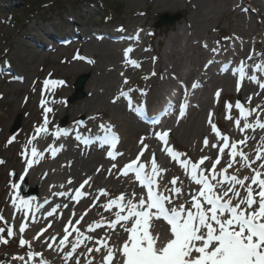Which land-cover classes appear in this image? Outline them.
Masks as SVG:
<instances>
[{
	"label": "rangeland",
	"instance_id": "374dc122",
	"mask_svg": "<svg viewBox=\"0 0 264 264\" xmlns=\"http://www.w3.org/2000/svg\"><path fill=\"white\" fill-rule=\"evenodd\" d=\"M57 2V7L50 8L44 16L41 15L44 12H40V15L20 16L16 21L13 20L12 14L16 13L18 8L0 9V20L2 19L0 21V160L4 161L0 164V214L7 219L9 225L13 226L16 233L8 244L0 243V264H26L27 262L26 253L29 248L27 245L23 248L19 247L17 229L28 211L25 210L23 214H18L16 210H11L8 213L11 205L9 197L14 196L15 191L24 187L29 190L35 189L24 176L25 160L37 159V157H29L31 148L37 145L35 143L37 138L27 148L25 145L28 139L35 135V127L43 123L44 114L40 105L42 98L46 101V106L52 109L47 114L53 127L48 129L49 133L57 132L54 127L61 124L63 120H66V124L75 121L81 113H75L70 107H82L86 101L93 98V93L98 94V101L92 102L88 108H93L92 110L96 115L91 116L89 110L84 112L85 118L95 117V119H90L94 123L91 129L103 124L110 125L108 127H111L116 133L120 132L121 130L118 129L108 114L97 113V111L101 112L103 108L113 110L114 93L106 94V91L100 87L105 77L110 74H114L116 80L119 81L115 92L126 89L129 85H135L139 92L143 90V94L138 93L135 98L138 107L136 108L137 115L144 113L146 109L151 110L154 106H160L165 98L172 99L173 102L185 103L187 107L182 119H175L174 115H171L162 126L151 129L144 126L143 119L133 117L134 114H130L125 109L123 102L117 103L120 106V111L122 110L127 116H132L133 122L139 123L143 126L141 127L142 130L147 131L141 133V136L146 138L145 143L149 145V153L146 151V159L144 154L141 160L143 161L144 158L146 162L152 153H155L157 163L166 169L171 164V159L160 151L161 142L152 135L154 132L170 130L169 144L176 149L183 150L187 157L192 160H198L201 155H210L214 159L217 154V149H206L209 152L203 153L200 151L205 136L209 137L210 143L215 142L214 134L211 133L210 126L206 123L210 111L213 113V122L223 134H227L235 140L249 134L248 132L241 134L234 127V119L238 117L236 115L238 110L234 107L231 110L233 120L225 119V102L227 101L234 106L239 100L246 105V99L252 95L253 90L251 89L247 95L241 96L239 99L238 94L241 93L242 89L240 88V91L237 92L234 87V75L223 74L225 70L220 72L218 63L229 60V62H233V65L238 61H245L250 65L256 62L264 64V0H166L164 4L159 0H57ZM9 5L12 4L9 3ZM238 5L239 7H237ZM109 13L112 16L105 17ZM164 14L168 16L179 14L180 19L172 25L162 24L160 27H155L159 16ZM16 15L18 16V13ZM136 26H139L138 33L141 31L143 34L140 39L138 38L139 42L136 41L137 49H133L129 56L131 54H134L135 57L138 56L137 62L140 67H130L123 62L124 56H121L117 67L110 69L112 66H107L105 57H103L104 53L100 49H106L108 44L119 45L118 51L126 49L124 48L127 45L124 44L125 41L118 42L115 38L125 40L123 36L125 32H132ZM95 33H100L101 39H98ZM178 36L180 37L179 42H177ZM103 44L105 47H102ZM205 44L207 48L204 47ZM213 48H218L219 51L213 53L211 51ZM77 52L87 59H74ZM250 52L261 53L262 55L256 56L254 60H246ZM154 57L155 60H153ZM87 60H92L94 63H88ZM209 60H212L213 63L208 64ZM175 61L180 64L178 73H174L170 69L175 65ZM129 68L132 69V72L137 69L138 75L135 78L132 77L134 73L130 72ZM259 72L263 73V70L259 69ZM121 73L124 75L121 76ZM153 73L155 75H152ZM80 75H87L88 77L87 84L85 83L82 90L84 96L73 103H69L67 98L73 93V82ZM145 77L147 78L145 79ZM227 77L229 81L225 84ZM46 79L50 81L62 80L65 83L63 85L49 84L45 86L44 81ZM125 79L129 81L128 84L123 83ZM95 80L98 82L97 86L94 85ZM191 80L193 83H198L199 87L195 89L188 87L186 93L181 92L178 88V82L182 81L187 85ZM247 84L249 83L245 85ZM140 85L145 86L147 91H144ZM218 89L221 90V94L217 102L214 93ZM89 94L90 96H88ZM262 108L264 109V104ZM59 111L62 112L59 113ZM254 114L250 116L255 121L256 115ZM18 116L21 117L20 129L15 134H11L10 127ZM193 118H197L205 125L203 136L197 132H186ZM254 121L252 122L254 123ZM13 137L15 139L9 144L8 141ZM139 140L133 145L134 152L129 153L127 143L124 139L123 141L120 139V147L117 153H123V155H117L116 160L107 157V147L103 146L101 151L83 148L79 150L77 142H73V146L69 147L65 143V139L39 147L38 152L44 155L49 145L52 147L63 145V149L55 156V162L58 166L52 167L48 175L51 176L49 178L50 185L47 188L48 206L54 207L57 204H61V206L65 204L63 203L64 199H62L64 196L52 195L53 192H65V188L68 196L67 203H69L70 196L74 195V188L67 183L68 177H70L68 175L70 168L65 160L70 161L74 159V156L79 158L82 153L84 156L90 152L99 154L101 161L97 169L99 168L100 171H92L87 177L79 179V185L88 177H91V183L82 189L89 195L83 197L78 204L73 201L78 206L77 213L79 214L73 218V223L92 203V197L97 195L98 189H109L107 191L112 196H118L123 191H114V189L121 183L119 180L124 177L118 175V169L122 168L128 161L135 159L140 150ZM262 140H264V133L255 143L248 142L246 147L243 146V150L250 158H253V147H260ZM193 146H198V153H194ZM22 151L26 152L25 156H21ZM52 158V155L47 153L39 159L38 166L34 165L27 171H42L43 168L53 163ZM226 161L227 157L225 156L222 162ZM113 163L121 165L119 168L117 166L115 170L112 169V173L109 174L107 170L111 168ZM174 164L177 166L178 173L175 176H181L187 181L184 173L181 174L179 165L175 162ZM232 171L229 169L230 173ZM243 175H251V173L247 169H242L241 176ZM22 176L23 179H21ZM172 176L174 175L167 174L165 181L170 180ZM129 181L131 185L133 174H129ZM13 183L17 186L15 190L11 187ZM53 185L55 187H50ZM60 185H64V187L61 188ZM69 189L73 191H68ZM134 190L137 194L139 193L133 187L129 190L130 196ZM37 195L30 198L35 201V204L40 205L43 197ZM107 199V197H101L97 203H105ZM18 207H21L19 202H17ZM45 209L46 207L43 209L38 207V212L35 214L37 222L42 213L45 215ZM64 209L61 207L54 214V218L59 215L60 219L59 230L54 235L58 239L63 235V225L71 216L70 212L66 213ZM14 211H16L15 219L12 218ZM114 211L115 209H113ZM8 214L10 218H7ZM101 216L106 219L114 218L112 214L108 215V212L102 208L94 207L88 212L81 224L76 225V227L86 232L87 224L94 220H100ZM24 222L29 225L32 221L31 218L29 220L26 218ZM0 227L6 226L0 222ZM42 227L45 225L36 226L28 232L29 234L24 235V238L31 242V250L34 252L42 253L41 245L44 246L45 250H48L44 241L48 240L50 235L39 239L41 241L39 247L36 245L39 243L36 242L38 240H33V237ZM117 227L119 229V226ZM163 228L166 231L165 227ZM153 231L156 232L155 228ZM86 234L92 235L96 239L111 235L109 243L113 245L118 242L122 243L127 236L122 230L111 233V230L106 227L97 229L94 233L86 232ZM0 235L7 238L6 231ZM167 235L168 231H166V235H161V238L165 239ZM70 239L74 240L75 234ZM49 242L51 241L49 240ZM55 247L54 244V249ZM88 247H95V240H86L74 256L80 257L81 264H87L86 258L92 259L93 264H101V253L89 254L87 252ZM54 249L49 250L53 254V258L65 263L64 252ZM67 250L70 249H65V251ZM18 256H25V260L10 259ZM44 259L48 264H52L50 258L45 257ZM69 261L68 264H75L74 259L70 263ZM28 264H39V258H35Z\"/></svg>",
	"mask_w": 264,
	"mask_h": 264
},
{
	"label": "snow or ice",
	"instance_id": "6c2138e0",
	"mask_svg": "<svg viewBox=\"0 0 264 264\" xmlns=\"http://www.w3.org/2000/svg\"><path fill=\"white\" fill-rule=\"evenodd\" d=\"M239 7V5L237 6ZM139 33L133 39H138ZM207 48V45H204ZM213 53L219 51L218 48L211 49ZM133 52L131 47L123 50L124 63L135 68H139L140 64L133 59H130L129 54ZM261 53H252L246 57V60H254ZM74 59H87L82 57L77 52ZM155 60V57L153 58ZM88 63H94L92 60H87ZM213 63L212 60L207 62ZM244 65V61L240 62ZM207 66V65H206ZM254 69L264 68V64H254ZM124 74L121 73V76ZM155 75V73H153ZM147 77H145L146 79ZM245 78L244 67H240L239 76L236 80L237 92L240 91L241 81ZM253 83H258V87L264 90V82L258 81L256 76L247 77ZM65 82L45 80V86L49 84L63 85ZM124 84L129 81L125 79ZM193 89L199 87L198 83L191 85ZM133 89L119 92L118 97H127ZM143 94V90H141ZM221 90L214 93L215 99L219 100ZM260 95V93H257ZM115 99L113 102H115ZM252 97L248 98L250 104ZM43 108V123L35 127L33 135L28 139L25 148L31 145L33 140L40 133H48L47 125L49 123L47 114L52 111L46 106V101L42 98L40 102ZM169 107L171 102H169ZM185 103L179 104L178 120L185 115ZM233 107L238 110L239 116L234 119V127L239 133L244 134L246 130L255 131L257 128L264 130V121L257 113L261 109V105L255 108H247L244 103L237 100L235 105L225 102L226 115L225 119L233 120L231 110ZM167 111V109H165ZM253 113H257L254 123L249 122L248 117ZM213 113H208L206 123L210 126V131L214 134L215 142H211L208 136L203 138V147L200 151L203 153L205 149H217V154L213 159L210 155H201L198 160L193 161L187 157L186 153H181L174 149L169 144L170 130L154 132L152 135L161 142L160 151L172 161L176 162L183 170L187 181L193 185L185 191V179L181 176H172L165 182V174L169 171L161 167L157 163L156 154L152 153L148 161H142L141 157L148 151L149 145L145 143V137L139 140L140 150L135 159L125 163L122 168L118 169L119 176L133 175L134 182H138L141 191L137 199V192L134 190L131 196L125 193H120L118 196H112L107 190L101 188L97 190V195L92 197V203L85 211L75 219V211L72 212L68 221L63 225V235L59 239L57 236H52L45 240L48 249H55L64 252V262L68 264L69 260H75V264H81L79 256H74L78 248L84 244L86 240H95V247H88L89 254L93 252L101 253V264H264V140L260 147L255 148V157L250 158L243 150L248 144L250 137L244 135L242 139L235 140L227 134H223L213 122ZM90 119H95L91 117ZM243 121V123H242ZM242 125V126H241ZM102 129L111 132V127L100 125ZM68 135L67 131L59 130L53 135L58 139L61 135ZM15 137L10 139L8 143H12ZM76 139L82 140L85 145L89 144V140L81 138L77 135ZM104 144H109L111 149H115L118 143V137L113 134L111 137H104ZM63 149V145L53 148L48 146L47 150H51V155L54 158L59 151ZM26 152L22 151L21 156H25ZM31 155L37 159L25 160V174L27 170L39 163V159L43 157V153L38 152L35 147L31 148ZM107 157L111 160H116L117 155L122 156L123 153L107 151ZM227 157L226 162H222L224 157ZM239 158V159H237ZM207 162V163H206ZM259 162V163H258ZM4 161L0 160V164ZM255 165V167H254ZM70 166V165H69ZM219 166V167H218ZM112 169H117L115 163L108 169V173H112ZM229 169L233 171L230 173ZM247 169L251 175L241 176V170ZM97 172L100 169H96ZM11 175V174H10ZM45 175H47L45 173ZM23 179V176L21 177ZM91 177L85 179L79 187L74 189V195L70 196V200L77 204L80 200L88 196L89 193L82 191L85 185H88ZM72 184L71 178L67 181ZM11 187L15 190L16 184ZM50 187H55L50 186ZM61 188L64 185H60ZM68 191H73L69 189ZM53 196H66L67 192H53ZM101 197H107L105 203L98 204ZM17 199L15 195L9 197L10 203L16 211ZM20 203L25 208H30L31 205L27 199H23ZM44 204H49V200L45 199L43 204L38 207L43 208ZM68 208L67 203L55 205L51 210L45 213L46 217H53L57 210ZM94 207L102 208L105 212H109L114 216L113 219H106L101 216L100 220H94L87 224L86 232L94 233L97 229L107 228L111 233H116L122 230L126 233V239L122 243L115 245L110 244L111 235H106L101 238H94L92 235H87L85 231H81L76 225L88 215V212ZM113 209L115 211L113 212ZM16 211L13 213L15 219ZM25 213L24 219L28 217ZM62 216V213H61ZM19 224V247L23 248L26 245L27 262H32L35 258H39V264H47L41 252L31 250V242L24 238V233L28 224L24 222ZM32 223L36 222L35 212L31 213ZM163 221L168 226V235L165 239L161 238L160 232H154L157 222ZM0 222H3L6 227H0V234L6 231L7 238L0 235V243L8 244L10 239L16 233L12 225L8 224L7 219L0 214ZM51 223H48L45 228L40 229L33 237V240H39L43 234L51 228ZM119 226V229L118 227ZM75 234V239L70 237ZM49 240L51 242H49ZM65 249H70L65 251ZM20 261L25 260V256L13 257ZM87 264H93L92 259H87Z\"/></svg>",
	"mask_w": 264,
	"mask_h": 264
},
{
	"label": "bare ground",
	"instance_id": "6f19581e",
	"mask_svg": "<svg viewBox=\"0 0 264 264\" xmlns=\"http://www.w3.org/2000/svg\"><path fill=\"white\" fill-rule=\"evenodd\" d=\"M161 1L164 4V2L166 0H159V2H161ZM138 28H139V26H136L133 29L134 36L137 35V33H138L137 29ZM170 31H171V29H170ZM142 34L143 33H141V31H140L139 39H140V36H142ZM120 35H122V34H120ZM125 37H126V40H127L128 36L126 35ZM177 38H178L177 42H179L180 37L178 36ZM136 41H138V39L135 40V42L131 41L132 44H127L126 46H124V48L131 47L132 49H137V46H135L137 44ZM138 45L140 46V43ZM118 46L119 45H116V44H114V45L108 44L106 49L105 48L100 49L104 53L103 57H105V62H107V66H109V67L112 66V67H110V69H115L117 67L118 61L120 60V57L124 56L122 49L120 51H118V49H117ZM102 47H105V45L103 44ZM130 59L138 61V56L135 57L134 54H131L130 55ZM180 60H181V58H180ZM174 63H175V65L172 68H170V69H171L172 72L178 73L179 69H180V64H178L177 61H175ZM129 69H130V72H132V69L131 68H129ZM136 70L132 72V73H134V74H132L133 78H135L138 75ZM111 73H114V72H111ZM228 81H229V78L228 77L225 78V84H227ZM94 82H95L94 85L97 86L98 82L96 80ZM118 83H119V81L116 80V77L114 76V74H110L109 76L105 77V79H104V81H103V83L101 84L100 87L103 88L106 91L105 92L106 94L114 93L113 98H116L117 96L115 94H117L118 91L115 92L114 90L117 88ZM86 84H87V82H86ZM129 86H131V85H129ZM129 86L126 89H130ZM251 89H253V88H251V84L245 85L242 88L241 93L238 94V98L240 99L241 96L247 95L251 91ZM97 95L98 94H94L93 93V98L88 100V101H86V103L83 104L82 107L73 106V107H70V108H72V110L75 113H77V112L81 113L80 116H82V117H85V113L84 112L87 111V110H89L91 112L90 113L91 116L96 115V113L92 110L93 108L90 109L88 107H89V105L92 102L96 103L98 101L97 100ZM261 95H262V93H260V95H257L256 97H252V101H251L250 104L248 103V98H247L246 99L247 100V104L246 105L250 106V107L257 106V105H261L262 106L264 104V99H261ZM88 96H90V94ZM115 100H119V99L116 98ZM112 106H113V110L112 111L103 108L101 110V112L97 111V113L108 114L111 117V119L114 121V123L116 124L118 129L121 130L120 131L121 133L119 132L120 133V137H121L122 141L124 139V141L127 143L128 147H129V150H128L129 153H133L134 152L133 145L135 144V142H137L138 139H140L142 137L141 133H143V132L145 133L147 131H143L142 128H141L143 126L140 125L139 123H134L132 116H130V115L127 116L122 110L120 111L119 104L117 105V103H116V104H114ZM261 109H263V108H261ZM61 112L62 111H59V113H61ZM263 112H264V109H263ZM48 120H49V118H48ZM87 123H88L87 127H92V125L94 124L93 122H91L90 119L87 120ZM204 126L205 125L203 124V122H200L197 118H193V119H191V123H190L188 129H186V132H189V133L197 132L198 134H201V136H203V133L205 132ZM47 128L49 130L53 128L50 121H49V123L47 125ZM246 131L248 133H250L254 137L253 140L251 141V143H255L256 140L258 138L262 137V135L264 133V131H259V130L253 131L251 129L246 130ZM55 132H51V133L48 132L47 134L40 133L39 136L37 137L36 141H35V143H37L35 148L38 150L39 147H43L44 145L53 143V142L58 141L60 139L62 140V138H63L62 135L58 139L53 135V133H55ZM71 134H72V131H69L68 132L69 139H72L71 138ZM69 139H65V143L68 144L69 147H71V146H73V144H72L73 142L71 140H69ZM121 145L123 146L124 144H121ZM78 149H79V147H78ZM192 150L194 151V153H198L199 152L198 146H193ZM205 151L209 152L206 149L204 150V152ZM148 153H149V151H148ZM46 154H47V151L44 152L43 157ZM83 154L84 153H82V155H80L79 158H75V156H74V159H72L70 161L68 159L65 160L66 163L68 164V166L70 165L69 166V168H70L69 173H68V171H67V173L70 176L68 178H71V180H72V184H68V185L70 187H72V188H75L79 184L78 181H79L80 178L87 177L92 171H96V169H97V167H98V165L100 164V161H101V157H100L99 154H93L92 152L88 153L86 156H84ZM30 156H32V155H30ZM254 157H255V155H254ZM55 158L56 157L52 158L53 163L50 164L49 166L43 168L42 171L36 172V171L30 170V171H27V173L24 176L25 179H28L29 184L33 185L35 187V189H32V191H35V194L37 192V194H38L37 196L43 197L41 202L43 200H45V199H48V197H49V195L47 194V188L50 185V183H49L50 179L49 178H51V176H48V175H49L52 167H57L58 166V164L55 162ZM145 159H146V152H145ZM145 159L143 158V161ZM33 160H35V159H33ZM37 164H35V165H37ZM170 165H168V170L169 171L165 174V179L167 178L166 177L167 174H171V175L178 174L177 173V166L174 163H171ZM44 172L47 175H44ZM241 173H242V170H241ZM119 181H121V183L117 185V188L114 189V191L121 190V191L125 192V194L127 196H130L129 190L132 189L133 186L130 185V183L127 181L126 177H123V179L119 180ZM90 183H91V180H90L89 184ZM26 186H28V185H26ZM191 187H192V185L188 181H186V183H185V191H187ZM134 188L139 190L136 187H134ZM107 190H109V189H107ZM65 192H67L66 188H65ZM24 194H25V196L27 195V193H24ZM18 197H19V199H17V201L24 199V197L22 195H20ZM67 197L68 196L66 195V196H64L62 198V199H64L63 203H67V201H68ZM27 200L30 203L35 204V201H33L32 199L31 200L27 199ZM67 204L69 205V207L64 209L66 213L70 212V214H72V212L75 211L76 215H79L77 213V209H78L77 205H74L71 200ZM35 206L38 208L39 204H35ZM45 207H46V209H45L46 212L49 211V209L51 208L48 205H46ZM18 208L20 209L19 211H17L18 214L19 213L22 214L24 212V206L22 205L21 207H18ZM11 210H16V209H14L12 205H10L9 209H8V213ZM42 212H43V210H42ZM110 214L111 213L108 212V215H110ZM58 216L59 215H57L55 218H54V216L53 217H48L47 219L44 217V215L41 216L39 218L38 222L36 221L35 223H32V222L29 223V225L26 228V231H25V233L23 235L29 234L28 232H30L36 226H40L41 224H44L45 226H47L48 223H51V225H52L51 228H49L43 234V236L41 238H44L46 235H50V237L54 236L57 233V231L59 230L58 224L60 222V219H59ZM7 218H10L9 214L7 215ZM158 224L155 226L156 232L159 231L161 233V235H166L167 227L164 226L165 229H166V231H165L164 228L162 227L163 225H161L160 223H158ZM18 229H17L18 236H20ZM36 242H39V243H36L37 247H39L40 244H41V241L38 240ZM40 247H41V250L43 251L42 252L43 257L44 258L45 257L50 258L52 264H60V262H62L61 260L53 258V254L49 251L50 249H48V250L46 249L45 250L43 245H41ZM10 259L11 260H15L13 258H10ZM70 262H71V260L69 261V263ZM61 264H65V263L62 262Z\"/></svg>",
	"mask_w": 264,
	"mask_h": 264
},
{
	"label": "trees",
	"instance_id": "16d2710c",
	"mask_svg": "<svg viewBox=\"0 0 264 264\" xmlns=\"http://www.w3.org/2000/svg\"><path fill=\"white\" fill-rule=\"evenodd\" d=\"M57 4V0H19L16 7L18 9L15 11L16 13H18V16L16 15V13H13L12 18L14 21H16L20 16H34L36 14H39L40 11L44 12L41 14L42 16H44L46 14L45 9L57 7Z\"/></svg>",
	"mask_w": 264,
	"mask_h": 264
},
{
	"label": "water",
	"instance_id": "95a60500",
	"mask_svg": "<svg viewBox=\"0 0 264 264\" xmlns=\"http://www.w3.org/2000/svg\"><path fill=\"white\" fill-rule=\"evenodd\" d=\"M179 18H180L179 14H176L173 16H168L167 14H164V15L159 17V21L155 24V26H161L162 24H173ZM86 80H87L86 75H82L77 79V81L74 84L76 94L71 96L69 98V101H74V100L81 98L83 96L82 88H83V85L85 84ZM18 128H19V117L14 121V124L11 127V132H14Z\"/></svg>",
	"mask_w": 264,
	"mask_h": 264
}]
</instances>
